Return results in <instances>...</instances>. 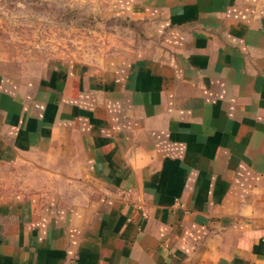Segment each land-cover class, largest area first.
Returning a JSON list of instances; mask_svg holds the SVG:
<instances>
[{"label": "crops", "instance_id": "0c3cea01", "mask_svg": "<svg viewBox=\"0 0 264 264\" xmlns=\"http://www.w3.org/2000/svg\"><path fill=\"white\" fill-rule=\"evenodd\" d=\"M164 6L127 64L0 72V264H264V0Z\"/></svg>", "mask_w": 264, "mask_h": 264}, {"label": "rangeland", "instance_id": "374dc122", "mask_svg": "<svg viewBox=\"0 0 264 264\" xmlns=\"http://www.w3.org/2000/svg\"><path fill=\"white\" fill-rule=\"evenodd\" d=\"M166 0H0V72L36 79L54 67L127 64L148 53L143 11Z\"/></svg>", "mask_w": 264, "mask_h": 264}, {"label": "built area", "instance_id": "2783aa9c", "mask_svg": "<svg viewBox=\"0 0 264 264\" xmlns=\"http://www.w3.org/2000/svg\"><path fill=\"white\" fill-rule=\"evenodd\" d=\"M142 215L144 216L145 214H144V213H142Z\"/></svg>", "mask_w": 264, "mask_h": 264}]
</instances>
